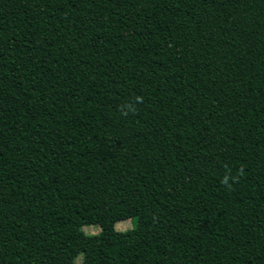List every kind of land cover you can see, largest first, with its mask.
<instances>
[{
    "label": "trees",
    "instance_id": "16d2710c",
    "mask_svg": "<svg viewBox=\"0 0 264 264\" xmlns=\"http://www.w3.org/2000/svg\"><path fill=\"white\" fill-rule=\"evenodd\" d=\"M79 255L264 264V0H0V264Z\"/></svg>",
    "mask_w": 264,
    "mask_h": 264
},
{
    "label": "rangeland",
    "instance_id": "374dc122",
    "mask_svg": "<svg viewBox=\"0 0 264 264\" xmlns=\"http://www.w3.org/2000/svg\"><path fill=\"white\" fill-rule=\"evenodd\" d=\"M130 226H131V221L129 219L119 221L115 224V228L117 230H126L130 228ZM83 229L88 234L96 233L99 231V228L97 225H89V226L84 227ZM80 260H81V255L77 256L75 260V264H79ZM103 264H107L106 261H104Z\"/></svg>",
    "mask_w": 264,
    "mask_h": 264
},
{
    "label": "clouds",
    "instance_id": "9594fccd",
    "mask_svg": "<svg viewBox=\"0 0 264 264\" xmlns=\"http://www.w3.org/2000/svg\"><path fill=\"white\" fill-rule=\"evenodd\" d=\"M240 175H243V172L241 171V173H240ZM227 181L225 180V183H226Z\"/></svg>",
    "mask_w": 264,
    "mask_h": 264
}]
</instances>
